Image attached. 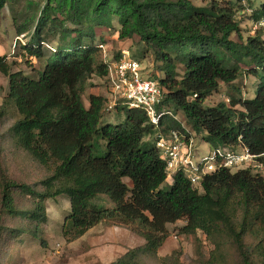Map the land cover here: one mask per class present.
Segmentation results:
<instances>
[{
    "label": "trees",
    "instance_id": "trees-1",
    "mask_svg": "<svg viewBox=\"0 0 264 264\" xmlns=\"http://www.w3.org/2000/svg\"><path fill=\"white\" fill-rule=\"evenodd\" d=\"M8 1L0 0V12ZM44 2L43 8L30 2L15 22L18 36L33 31L21 48L41 64L37 73H14L0 55V73L9 79L6 105L20 116L0 135V145L24 153L47 173L34 185L1 178L0 264L26 245H45V203L61 196L71 203L62 227L65 240H78L102 223L145 240L114 264H164L159 251L169 238L168 225L179 221L186 223L183 234L201 232L214 246L211 264H225L227 254L235 264H264V170L219 169L198 185L181 173L166 189L167 162L156 148L160 135L194 132L211 149L247 147L264 167V37L232 39L240 35L237 2L229 7H198L190 0ZM263 16L264 4L253 17ZM115 23L121 39L136 41L128 49L133 59L141 66L148 54L155 59L159 74L145 76V69L142 74L163 91L159 111L172 114L158 126L122 101L110 110L106 97L90 94L85 104L93 76L108 79L97 29L111 31ZM243 75L256 80L248 96L238 91L229 103L204 105L222 83ZM22 195L32 198L31 207L18 205Z\"/></svg>",
    "mask_w": 264,
    "mask_h": 264
},
{
    "label": "rangeland",
    "instance_id": "rangeland-1",
    "mask_svg": "<svg viewBox=\"0 0 264 264\" xmlns=\"http://www.w3.org/2000/svg\"><path fill=\"white\" fill-rule=\"evenodd\" d=\"M195 6L209 7L218 4L221 7L237 5L238 11H234L235 20L240 26V35L232 36L234 41H240L261 33L264 37V28L258 24L264 20V16L255 20L254 13L264 4V0H190ZM30 2L39 3L44 7V0H10L0 12V55L6 56L7 61L12 65L14 73L21 72L25 75H34L41 68V64L35 59L27 56L21 48L28 43L33 31L18 36L16 20L20 11H29L27 8ZM116 29H97L98 43H105L108 59H113L124 50H128L132 40H123L119 37ZM16 43V44H15ZM132 54V53H131ZM104 60V56H102ZM143 74L149 76L159 74L155 65V59L148 54L146 61L142 64ZM161 77V76H160ZM253 77L240 76L237 81L227 85L222 83L220 90L210 96L204 105L206 107L217 106L221 102H228L230 97L241 91L243 97L248 96L252 86L255 84ZM89 87L84 95L85 104L88 106L90 94H98L112 100V89L107 78L98 75L93 76ZM9 93V79L0 73V135L11 127L20 118L19 113L13 106L6 105V98ZM117 111H113L115 114ZM181 118V116H180ZM197 145V155H206L211 152V145L204 140L202 135L190 132ZM1 142V141H0ZM155 147V145H150ZM199 157L197 156L196 159ZM46 172L31 161L24 153L13 150L9 145H0V180L2 177L10 179L21 185H34L38 183ZM176 175L168 177L166 189L173 184ZM127 181V180H126ZM106 201L107 199L104 198ZM18 205L25 209L33 205V200L28 195L18 198ZM46 212L48 222L43 226L42 240L21 248L14 259L7 264H114L119 262L128 250L138 248L145 244V240L130 230L113 224L102 223L91 229L82 238L75 241H67L62 236V227L65 217L71 211L70 200L66 196L47 200ZM107 207L111 204L107 203ZM0 211H1V186H0ZM186 223L179 221L168 225L170 233L165 245L159 251V257L164 264H211L214 246L207 240V237L199 232L196 237L187 236L181 232ZM198 239V240H197ZM229 261L225 264H235V258L227 254ZM149 264H157L149 262Z\"/></svg>",
    "mask_w": 264,
    "mask_h": 264
},
{
    "label": "built area",
    "instance_id": "built-area-1",
    "mask_svg": "<svg viewBox=\"0 0 264 264\" xmlns=\"http://www.w3.org/2000/svg\"><path fill=\"white\" fill-rule=\"evenodd\" d=\"M264 28V20L258 24ZM16 44V43H15ZM107 66L108 81L112 89V100L109 109H114L117 102L122 101L130 109L143 110L152 125L158 126L165 114L159 107L163 103V91L158 82L142 74V66L132 58L129 50H124L118 59H108L106 46L99 44ZM156 148L167 162V175L184 174L193 185H198L202 179L219 169L251 168L257 172L264 170L258 157L247 147L237 151L227 148L211 149L206 155H197V145L191 133L180 134L176 131L168 136L160 135ZM199 157L196 159V157ZM175 177V178H176Z\"/></svg>",
    "mask_w": 264,
    "mask_h": 264
}]
</instances>
